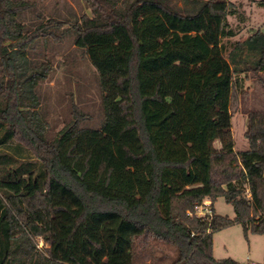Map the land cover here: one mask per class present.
Returning <instances> with one entry per match:
<instances>
[{
  "label": "trees",
  "instance_id": "1",
  "mask_svg": "<svg viewBox=\"0 0 264 264\" xmlns=\"http://www.w3.org/2000/svg\"><path fill=\"white\" fill-rule=\"evenodd\" d=\"M83 1L73 21L50 17L28 30L19 15L30 1L0 0V264H144L154 243L177 249L172 264H250L217 259L213 236L234 222L264 234V109L249 111L241 151L229 133L216 146L197 119L219 123L230 112L235 73H264V30L232 53L245 68L165 71L156 58L145 68L179 32L201 30L212 43L235 36L237 4ZM69 22L97 71L104 120L82 126L75 110L48 138L37 88L53 66L29 52ZM220 197L234 218L216 211ZM207 198L212 213L198 215Z\"/></svg>",
  "mask_w": 264,
  "mask_h": 264
},
{
  "label": "rangeland",
  "instance_id": "2",
  "mask_svg": "<svg viewBox=\"0 0 264 264\" xmlns=\"http://www.w3.org/2000/svg\"><path fill=\"white\" fill-rule=\"evenodd\" d=\"M29 1L31 6L19 15V20L28 30L36 28L50 17L71 22L76 15H81L87 9L83 0ZM233 1L242 13L230 17L237 30L235 36L212 43L205 38L201 30L179 32L177 39L171 44L164 45L165 39L161 40V46L155 54L150 53L145 59V68H148L147 61L150 58L158 59L160 69L165 71L222 72L224 69L233 71L235 67L245 68L246 63L239 57L237 63L232 61V53L240 52L237 44L244 42L256 30H264V8L254 0ZM70 22L59 30L58 38H40L32 44L29 52L36 64L48 61L53 66L49 76L37 88L41 100L40 110L49 125L48 138H53L58 130L77 114L75 110L84 114L81 119L82 126L97 128L104 120L97 71L85 49L75 44ZM248 54L247 49H244L241 57L248 59ZM235 74L242 79V83L234 85L230 112L221 117L219 123H215L213 116H206L197 119V124L215 138L216 146H220L219 138L222 135L232 134L236 141L235 148L241 151L249 148L245 136L249 111L264 109V80L261 79L264 73L244 70ZM215 208L219 214L235 217L234 206L224 197L217 200ZM213 241L214 256L217 259L231 257L243 263H248L249 259L258 263L264 262V234L246 233L239 222L216 231ZM43 245L44 242L40 241L39 246ZM152 247L153 258L148 254L144 264H172L175 260V247L160 243H154Z\"/></svg>",
  "mask_w": 264,
  "mask_h": 264
},
{
  "label": "built area",
  "instance_id": "3",
  "mask_svg": "<svg viewBox=\"0 0 264 264\" xmlns=\"http://www.w3.org/2000/svg\"><path fill=\"white\" fill-rule=\"evenodd\" d=\"M211 200L209 198L205 199L202 205L197 206L196 212L198 215H206L211 214L212 211L210 209ZM249 259V258H248ZM250 264H256V261L250 260Z\"/></svg>",
  "mask_w": 264,
  "mask_h": 264
}]
</instances>
